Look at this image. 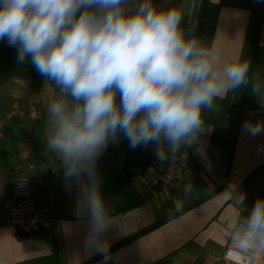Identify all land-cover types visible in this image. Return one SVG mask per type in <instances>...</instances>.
<instances>
[{"label": "clouds", "instance_id": "1", "mask_svg": "<svg viewBox=\"0 0 264 264\" xmlns=\"http://www.w3.org/2000/svg\"><path fill=\"white\" fill-rule=\"evenodd\" d=\"M262 0H256L260 3ZM170 0H0V41L16 50L51 86L44 154L59 161L63 186L80 189L76 213L85 218L86 249L108 264L110 226L97 163L110 145L148 149L163 164L196 147L217 100L249 89L264 108V77L237 55L222 61ZM254 134L264 122H248ZM186 157V151L183 153ZM45 167L41 171H46ZM193 194L186 184L184 196ZM232 219L230 237L245 252H264V198ZM182 200L173 213L182 214Z\"/></svg>", "mask_w": 264, "mask_h": 264}, {"label": "crops", "instance_id": "2", "mask_svg": "<svg viewBox=\"0 0 264 264\" xmlns=\"http://www.w3.org/2000/svg\"><path fill=\"white\" fill-rule=\"evenodd\" d=\"M181 6L185 29L194 25L207 33L198 37L214 46L222 61L239 55L251 62L250 74L264 77V0H180L177 7ZM249 91L241 89L217 100L218 111L206 114L210 146L205 158L187 154L179 177L165 190L159 185L165 162L160 164L154 157L152 146L131 150L123 139L109 146L97 171L110 221L106 233L110 248L160 225L110 251L108 264H221L231 238V221L242 211L237 201L244 195L251 208L264 198V130L254 134L248 123L264 122V108ZM53 95L42 77L33 80L13 74L0 83L4 127L0 136V264H98L103 259L85 246L88 226L76 213L80 189L74 186L68 194L62 171L52 169L59 168V161L44 154L46 105ZM9 123L21 126L17 141L11 137L15 126ZM35 125V136L41 133L38 153L33 150ZM142 151H147L150 164L145 171L138 164L129 167L133 177L129 195L124 196L112 185L108 172L129 156L143 155ZM18 179L30 182L32 201L47 230L37 237L29 238L31 232L7 222L5 202ZM189 183L193 194L185 197L184 187ZM177 199L183 201L182 214L173 213ZM129 203L135 205L129 208ZM249 253L264 264V252Z\"/></svg>", "mask_w": 264, "mask_h": 264}, {"label": "built area", "instance_id": "3", "mask_svg": "<svg viewBox=\"0 0 264 264\" xmlns=\"http://www.w3.org/2000/svg\"><path fill=\"white\" fill-rule=\"evenodd\" d=\"M3 130L4 127L0 123V136ZM198 144V150L196 147L182 149L181 153L175 158L165 161L164 170L159 179L161 189L165 190L171 182L179 177L181 166L186 158L183 155L185 151L187 154H197L202 159L205 158V154L210 146L209 138L205 133L201 134ZM32 193L33 190L28 180L18 179L14 182L11 198L5 202L7 222L10 226L29 232H36L42 229L43 219L34 206ZM219 261L221 264L257 263L252 254L241 250L231 238Z\"/></svg>", "mask_w": 264, "mask_h": 264}, {"label": "trees", "instance_id": "4", "mask_svg": "<svg viewBox=\"0 0 264 264\" xmlns=\"http://www.w3.org/2000/svg\"><path fill=\"white\" fill-rule=\"evenodd\" d=\"M180 0H172V5L177 6ZM186 28L185 26H183ZM15 56H16V50L14 48L8 47L5 42L0 41V83L12 76L15 72L24 71L26 76L33 79V80H40V75L36 72V70L30 65V64H24V65H17L15 64ZM237 129V128H235ZM41 133H39L36 136L33 150L38 153V145H39V139H40ZM146 150V149H144ZM143 155L139 156H129L124 161L119 162L113 169H111L108 172L109 179L112 183V185L116 188L118 192H123L124 196L129 195V186L131 184V180L133 175L131 174L129 167L133 164H138V167L142 169L143 171L146 170L147 166L150 164V156L148 155L147 151L144 153L142 151ZM107 151L104 153V155L99 159L98 162L103 161L106 158ZM141 165V166H140ZM142 172V171H141ZM134 173V172H133ZM135 205V203H129L128 207L131 208ZM160 225V223H157L150 228L145 229L144 231L136 234L135 236L113 246L110 248L109 251L115 250L123 245V243L129 242L137 237H140L141 235L149 232L150 230L154 229ZM102 256V255H101ZM100 256V257H101Z\"/></svg>", "mask_w": 264, "mask_h": 264}, {"label": "rangeland", "instance_id": "5", "mask_svg": "<svg viewBox=\"0 0 264 264\" xmlns=\"http://www.w3.org/2000/svg\"><path fill=\"white\" fill-rule=\"evenodd\" d=\"M193 28V27H192ZM194 32H195V34L198 36V34H202V36H205L207 33H205L203 30H201V28L200 27H197V26H195L194 27ZM15 75H17V76H21V77H23V78H29V77H27L26 76V74H25V72L24 71H19V72H15L14 73ZM26 84H30V83H28V82H25ZM27 94L29 93V91H27L26 92ZM3 119V118H2ZM5 123H8L7 121H5ZM9 126H15V132L13 133V135L11 136L12 138H14L16 141H17V139H18V136L17 135H19L18 134V132H17V128H21V126H19V127H16V123L14 124V123H9L8 124ZM35 128V130H34V132H35V134H34V136L36 135V133H37V127H36V125L34 126ZM209 134V133H208ZM211 135H212V132H211ZM36 137V136H35ZM251 254V253H250ZM220 260V259H219ZM256 264H258V258H257V263Z\"/></svg>", "mask_w": 264, "mask_h": 264}, {"label": "water", "instance_id": "6", "mask_svg": "<svg viewBox=\"0 0 264 264\" xmlns=\"http://www.w3.org/2000/svg\"><path fill=\"white\" fill-rule=\"evenodd\" d=\"M42 232L46 233V232H47L46 228H42V229H40V230H38V231H36V232H31L29 235H27V237H29V238L37 237V236H39Z\"/></svg>", "mask_w": 264, "mask_h": 264}, {"label": "bare ground", "instance_id": "7", "mask_svg": "<svg viewBox=\"0 0 264 264\" xmlns=\"http://www.w3.org/2000/svg\"><path fill=\"white\" fill-rule=\"evenodd\" d=\"M256 259V258H255Z\"/></svg>", "mask_w": 264, "mask_h": 264}]
</instances>
